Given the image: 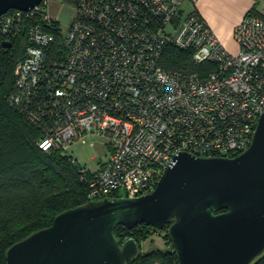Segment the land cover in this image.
<instances>
[{"label": "built area", "instance_id": "2783aa9c", "mask_svg": "<svg viewBox=\"0 0 264 264\" xmlns=\"http://www.w3.org/2000/svg\"><path fill=\"white\" fill-rule=\"evenodd\" d=\"M184 1L76 0L66 29L52 0L0 15V49L19 40L23 50L8 100L43 130L39 147L68 154L89 136L110 147L98 168L83 169L90 200L153 191L180 152L234 157L252 142L264 112V18L243 17L234 55L197 12L182 16ZM169 46L216 69L164 66Z\"/></svg>", "mask_w": 264, "mask_h": 264}, {"label": "water", "instance_id": "95a60500", "mask_svg": "<svg viewBox=\"0 0 264 264\" xmlns=\"http://www.w3.org/2000/svg\"><path fill=\"white\" fill-rule=\"evenodd\" d=\"M41 1L0 0V15ZM170 221L168 234L180 264H252L264 253V112L241 154L180 152L153 191L67 209L50 226L13 244L6 264H127L140 245L134 238L121 245L116 226L148 223L161 229Z\"/></svg>", "mask_w": 264, "mask_h": 264}, {"label": "trees", "instance_id": "16d2710c", "mask_svg": "<svg viewBox=\"0 0 264 264\" xmlns=\"http://www.w3.org/2000/svg\"><path fill=\"white\" fill-rule=\"evenodd\" d=\"M63 1L70 5L76 2ZM60 26L59 22L53 25L57 32L56 49L62 41ZM22 55L19 40L0 49V264L7 263V251L13 244L50 226L59 213L90 201L88 184L81 178L85 166L73 161L69 153L40 148L43 130L8 100L14 89L15 67ZM162 63L170 68L198 71L201 76L216 69L212 62L196 64L192 50L176 46L167 48ZM223 211L226 209L219 212ZM171 223L161 229L148 223L133 228L117 225L115 235L121 245L129 238L140 245L139 254L127 264H180L168 234ZM155 233L165 235L172 248L142 251V242ZM252 264H264V253Z\"/></svg>", "mask_w": 264, "mask_h": 264}, {"label": "crops", "instance_id": "0c3cea01", "mask_svg": "<svg viewBox=\"0 0 264 264\" xmlns=\"http://www.w3.org/2000/svg\"><path fill=\"white\" fill-rule=\"evenodd\" d=\"M188 2V13L195 11L201 16L225 49L231 54H238L239 44L235 39V29L243 17L249 12L264 18V0H197ZM185 1L181 7L184 17ZM186 16V15H185Z\"/></svg>", "mask_w": 264, "mask_h": 264}, {"label": "rangeland", "instance_id": "374dc122", "mask_svg": "<svg viewBox=\"0 0 264 264\" xmlns=\"http://www.w3.org/2000/svg\"><path fill=\"white\" fill-rule=\"evenodd\" d=\"M188 2L185 1L184 7L186 8L185 15L188 12ZM53 16L57 18L64 29L67 28L74 13L73 5L64 2L63 0H52V5L49 9ZM68 153L76 158L82 166L91 170L98 168L101 162L105 161L110 154V147L107 145L105 139L97 136H89L86 142L82 140L72 144ZM169 250L172 245L168 242L165 235L157 233L152 234L147 240L141 244L142 251H149L152 249Z\"/></svg>", "mask_w": 264, "mask_h": 264}]
</instances>
